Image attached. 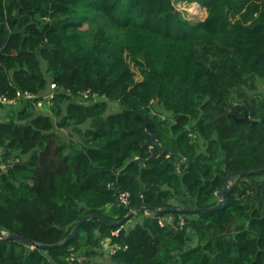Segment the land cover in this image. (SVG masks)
Wrapping results in <instances>:
<instances>
[{"label":"trees","instance_id":"obj_1","mask_svg":"<svg viewBox=\"0 0 264 264\" xmlns=\"http://www.w3.org/2000/svg\"><path fill=\"white\" fill-rule=\"evenodd\" d=\"M261 83L264 0H0V264H264Z\"/></svg>","mask_w":264,"mask_h":264},{"label":"water","instance_id":"obj_2","mask_svg":"<svg viewBox=\"0 0 264 264\" xmlns=\"http://www.w3.org/2000/svg\"><path fill=\"white\" fill-rule=\"evenodd\" d=\"M20 6V5H19ZM21 7V6H20ZM225 115H230L231 118H233L236 122H240V123H250L251 125H255L257 124L258 122L257 121H253L250 116H249V113L248 112H245L244 116L243 117H237L236 115H233V114H230L229 113V110L226 111V114ZM146 123L140 128V131L144 132V134L146 135L147 137V142H146V146L150 147V152L152 153V158H156L158 156H160L164 149L162 148V146L160 145V143L158 142L156 136L152 135V134H149L146 129L147 127L149 126V124H151L152 122H154L151 118L149 117H146ZM173 152L175 153H178L179 154V158L176 160L174 164V167H175V172L174 174H179V176H182L184 174L180 172V168L183 167L184 165L187 164L186 160L183 159L182 157V154L180 153L179 149L176 148ZM245 172H242V174H244ZM237 173H231L229 174L228 177H236ZM229 188V180H227L225 182V184L223 185L222 189L218 191V194L220 195V202L218 205H216L215 207L211 208V211H219V210H223L225 209L227 206H229L230 204V201L226 198V192ZM183 190L186 191V187H183ZM139 209H145L146 211L148 212H153L154 211V208H150V207H146V208H141L140 206H138L136 208V210H139ZM205 210V209H203ZM170 211H178L176 209H172ZM195 211H198V210H195ZM135 211L132 210L131 213L129 215H127L125 218H123L118 224L122 225L124 224L129 218H131L133 215H134ZM160 214H162V211H159ZM87 220V218H84L83 220L79 221L73 232L70 234V236L66 239V242L70 241V240H73L76 235H77V232L79 230V228L81 227V225ZM3 238H6L5 236V233L1 231L0 229V239H3ZM8 238H14L16 240H20L22 242H25L26 244H29L32 246V248H37V247H40L41 249H52V248H55L56 246H58L57 244L56 245H46V244H37L33 241H30V240H26L25 238H22L21 236H18V235H11L9 236Z\"/></svg>","mask_w":264,"mask_h":264},{"label":"rangeland","instance_id":"obj_3","mask_svg":"<svg viewBox=\"0 0 264 264\" xmlns=\"http://www.w3.org/2000/svg\"><path fill=\"white\" fill-rule=\"evenodd\" d=\"M176 5H177L178 10H180L181 12H183L185 14V17L187 19L193 21V22L202 21L207 16L206 10L203 9L198 4L182 5L180 3H177ZM85 28H87V27L85 26ZM131 67H132L133 71L135 72V75H136L137 79L140 81L143 78L146 69H144V68H138L136 65H131ZM259 87H260L259 90L261 92H264V84L261 83ZM171 93H172L173 99L174 100H177V98H178V97L176 98L177 95L175 96L174 92H171ZM174 105H176V106L179 105V102L178 103H175ZM40 108H41L40 110H42L44 112H47L48 111V105H45V103L42 104V106ZM156 108H157L156 109V112L158 114H161V115H163L165 117H171V115H172L171 112H169L166 109H164L165 108L164 105H162V104L161 105H156ZM112 110L116 112V111H118V107L116 105H113ZM1 114H2V110H0V115ZM61 133H62V136L65 137V138H69L70 139V137H72V138H75L76 137L73 134V132L72 131H69V130H64ZM174 202H175L174 203L175 205H186V203L184 201H182V200H176ZM137 219L139 220V218H135L134 217L130 221V223L128 225H132L133 222H135Z\"/></svg>","mask_w":264,"mask_h":264},{"label":"built area","instance_id":"obj_4","mask_svg":"<svg viewBox=\"0 0 264 264\" xmlns=\"http://www.w3.org/2000/svg\"><path fill=\"white\" fill-rule=\"evenodd\" d=\"M85 97L88 96V92L83 93ZM34 97V95L30 92H22V91H18L16 93V96L13 99L7 98V97H0V105H14L18 103L19 99L25 98V99H32ZM130 196L128 193H123L120 196V201L127 205L128 204V200H129ZM167 221L168 223H173L174 218L173 217H168V218H162L160 219V224L162 226H164V222ZM182 223H184V221H182ZM105 248L108 250L110 255H114L116 254L118 251L120 250H127V247H123L121 249V247L117 244H110L109 241H107L105 243ZM76 258L74 256H72L71 261L75 260Z\"/></svg>","mask_w":264,"mask_h":264},{"label":"bare ground","instance_id":"obj_5","mask_svg":"<svg viewBox=\"0 0 264 264\" xmlns=\"http://www.w3.org/2000/svg\"><path fill=\"white\" fill-rule=\"evenodd\" d=\"M194 11V10H193Z\"/></svg>","mask_w":264,"mask_h":264}]
</instances>
